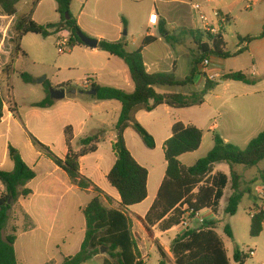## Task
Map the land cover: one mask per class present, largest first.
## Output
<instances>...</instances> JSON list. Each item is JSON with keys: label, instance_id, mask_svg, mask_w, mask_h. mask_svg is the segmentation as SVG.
Segmentation results:
<instances>
[{"label": "crops", "instance_id": "crops-1", "mask_svg": "<svg viewBox=\"0 0 264 264\" xmlns=\"http://www.w3.org/2000/svg\"><path fill=\"white\" fill-rule=\"evenodd\" d=\"M75 1L71 5V10ZM125 1L139 3L144 0H101L100 2H107V12L103 13L97 9L94 11V14L88 11L89 0H84L83 11L74 17L81 30L99 42L101 40H127L126 37L129 33L124 36L123 30L125 27L131 29L132 23H135V18L129 14H125L123 10ZM150 1L153 4L150 10L145 12L142 19L146 33H140V43L136 50L140 47L145 37L151 36L156 38L157 41L147 46L143 51L147 72L149 74L174 73L178 81H184L190 75L193 60L198 56V49L191 32L204 31L203 23L200 21L198 14L192 9V5L196 3H193L192 0ZM202 1L203 4L199 5L204 8L205 13L214 25H216V21L213 17V12H218L221 16L228 19V24L221 27L224 42L226 43V51L234 55L245 49V53L239 56H232L228 59L211 57V64L206 76L202 73V66H200L201 74L195 77L193 85L184 87L174 86L176 88L181 87L186 92H176L174 87L169 86H157L155 89L159 94L163 95L178 93L189 95L194 91L201 92L207 80L217 82L218 85L207 95L205 104L211 96L216 98L218 104L216 113L219 115L220 121L217 122L215 120L210 123L207 128L208 133H212L213 137L214 135H219L227 144H233L241 149H245L264 130V35L262 38H258L262 33L264 34V0ZM42 4L43 0L34 11V22L42 26L50 23H59L61 16L57 12L58 5H53L55 14L52 16V21L37 20L36 17ZM31 5V0H23L19 5L20 14L27 13ZM184 6H190L191 11L193 10L192 12L194 13L191 17L183 13L181 7ZM258 7L261 11L260 14L253 12L254 8ZM154 12L159 17V23L156 27H152L149 22L150 15ZM86 17L93 19L94 23L85 19ZM15 22L16 17L7 16L0 8V89L2 87L11 88L12 86V77L4 75L2 70L12 59L13 45L11 40L14 37L13 27ZM162 28L171 37L170 41L162 36ZM61 34L70 35L68 31H62L51 37L59 38ZM29 36H32V34L25 36L22 40V48L24 47L23 50L25 49L26 53H29L28 56L31 55V52L25 46V42ZM235 37H237V43L233 41ZM239 37H255L258 39L250 43H242L239 41ZM134 42H137V39H134ZM231 46L234 47V51L230 49ZM76 49L81 50L91 64L85 80L59 82L56 86L51 84L54 89L67 85L68 87H63L66 90V96L60 100H53L54 105L46 109L33 107L34 104L39 102L32 103L26 116L20 114L19 105L16 99H14V109H12L11 113H3V118L0 121V169L7 172L14 170L15 166L9 155V148L13 147L20 152L25 163L36 173V178L27 186L32 191V194L27 198H20L15 204L16 209L15 207L13 209L14 227L16 228L17 237L14 248L18 264H63L65 258L77 255L86 236V219L83 214V208L95 197L93 189L83 191L78 186L72 184L67 173L56 166L52 160L34 146L33 140L28 137L26 130L31 120H41L44 131L53 128L56 130L57 128L60 129L63 136L60 145L62 146L63 144V146L61 151L56 155L62 159L68 154V146L64 135L66 127L71 126L73 129L74 139L72 148L75 151L79 149L74 148V144H78L80 139L103 132L104 141L99 145L97 152L80 159V172L102 190L103 203L104 201L108 203L105 204L106 206L113 208L106 197H109L114 202L116 201L118 205L120 203L118 193L110 189L109 186L111 185L107 180V176L113 168L116 159L113 161L111 156L101 155L93 163L91 158L100 152L102 146H107L112 151V143L117 137L115 126L121 115L122 105L115 100L97 101L93 98L94 96H89L86 93L94 85L133 93L135 91V84L130 70L123 60L111 56L98 48L90 49L84 45L78 46ZM129 51L133 52L135 50ZM35 53L38 57H41L39 54L40 50H37ZM240 57L248 58L251 62L250 66L247 68L240 67L237 61H235ZM96 58L102 59L104 63L102 67H95L94 59ZM231 72H242L250 80H255L256 82L246 84L223 81L224 75ZM211 76H214V78L211 79ZM87 80L90 81L89 88L84 86ZM4 89L6 91V88ZM73 90H76V94L72 93ZM80 91H86V93ZM46 97L47 94L45 93ZM196 108L173 109L168 106H160L150 113L144 111L138 112L136 115L137 122L156 141L154 150L148 149L140 137L141 141H139L136 137L138 134L133 129L130 128L125 132L124 137L127 148L137 162L149 172L148 198L143 203L130 207L128 210L133 220V233L138 244L140 261L144 264L148 263L149 258L148 253H146L147 248L145 245H141L137 239L135 228L142 226L143 222L141 219H145L156 201L167 171L166 161L160 167L152 164V153L157 149L162 150L164 153L165 142L172 137V127L176 122H182L185 126L193 125L201 129L203 141L200 149L203 147L206 134L204 128L200 125L201 120L196 116L190 115ZM161 109L167 115L172 116L169 122H164V120L156 115L157 111ZM22 134H25L29 138L27 144H24L22 141ZM128 134H131L135 138L133 148L128 144ZM213 137L207 153L214 147ZM48 147L52 148L51 146ZM198 152L181 156L180 161L183 166H193L201 159L202 156H197ZM185 158L195 159L190 160L189 164H184ZM236 170L243 175L244 189H249L246 186L255 177L250 179L249 174L248 176L246 175L248 169L245 167L239 169L237 166ZM218 174L230 177L231 168L227 164H217L210 176L214 178ZM260 183L262 182L259 181L256 184H259L261 190L264 188V184ZM250 190L252 191L251 188ZM231 194L232 190L230 185H228L224 190V195L219 205L216 208L202 211L207 222L219 221V209L222 203H224L225 211ZM84 196H87V199H84ZM250 211L251 214L252 212H257L255 203H253ZM199 227V224L196 226L191 224V229H198ZM153 230H159V234L156 233L154 238L159 245L161 254L157 264L162 261V254H165L168 264H175L171 253V246L174 239L178 235L183 234V229L177 226L163 232L155 226L149 231L153 232ZM172 232H175V235L170 236ZM45 236L53 240H45ZM168 243H170L169 247ZM255 256L256 253L252 258ZM228 258L232 259L229 256Z\"/></svg>", "mask_w": 264, "mask_h": 264}, {"label": "trees", "instance_id": "trees-1", "mask_svg": "<svg viewBox=\"0 0 264 264\" xmlns=\"http://www.w3.org/2000/svg\"><path fill=\"white\" fill-rule=\"evenodd\" d=\"M23 0H0V8L9 17H16L13 27L14 37L11 40L13 54L11 61L4 66L2 73L11 77L15 59L22 55L28 57L22 48V40L29 34L40 35L48 38L62 31L70 33V45L72 47L84 46L79 32H83L78 22L71 14V5L74 0H55L61 16L59 23H50L42 26L34 22L33 14L42 0H31V8L25 14H20L19 5ZM67 16L69 19H67ZM161 34L170 41L171 37L162 28ZM198 56L192 62L190 75L184 81H178L174 73L147 72L143 51L155 43L156 38L148 36L142 41L140 47L130 52L126 40L109 41L101 40L98 49L115 56L125 62L130 70L135 91L127 93L123 90L92 86L91 90L97 92L93 98L97 101H118L122 105L121 115L115 126L116 140L112 143V152L116 162L107 176L109 184L114 188L119 197V208H110L103 203V192L80 172V159L97 152L99 145L104 141V133L80 139L79 150L72 148L74 133L71 126L64 130L68 154L60 158L46 145L32 137L34 146L53 163L67 173L72 184L86 191L93 189L95 197L83 208L86 219V236L80 252L64 259L63 264H85L93 260L101 248H107L109 259L103 264H144L140 261L138 244L133 233V220L128 210L130 207L143 203L148 198V170L140 165L127 148L125 132L133 129L143 141L144 145L151 150L156 147L154 137L136 120L138 112H153L160 106H168L173 109H186L199 107L205 104L206 97L218 85L217 82L207 80L201 92L194 91L189 95L159 94L157 86H189L193 85L196 76L200 75V66L211 57L228 59L245 53V49L234 55L226 51L223 33L211 34L205 31H192ZM263 33L258 37L262 38ZM258 38H240V42L250 43ZM26 83H32L34 78L28 73L21 74ZM91 80V79H90ZM223 81L242 82L253 84L242 72L227 73ZM48 89L52 88L49 81L45 83ZM68 87L67 85L59 88ZM86 93V91H80ZM54 105L47 97L33 105L35 108L46 109ZM3 118V99L0 95V121ZM203 141V132L196 126H185L182 122H176L172 127V137L164 145V156L167 163V171L164 182L159 190L156 201L151 207L145 219H141L145 228L157 226L165 232L177 227L181 223L184 207L201 212L216 208L223 198L225 188L230 185L232 194L227 201L225 214L235 216L245 195L251 193L244 189L243 175L236 170L237 166L247 169L259 165L264 160V130L253 139L245 149L236 145L227 144L219 136L214 135V147L209 153L199 159L193 166L185 167L180 157L197 152ZM10 159L14 163V170L7 172L0 169V264H18L14 245L16 243V228L6 234L10 212L20 198H27L32 191L27 188L28 184L36 178L35 171L23 160L20 152L9 148ZM227 164L231 168L230 177L218 174L211 178L215 165ZM262 181L264 184V171L259 177L254 178L250 184ZM109 203L112 199L106 197ZM256 214L251 220L250 236L258 238L264 231V209L255 202ZM217 223L206 222L200 229H188L182 235H178L171 246V253L175 264H246L248 253L235 251L233 258L227 256L226 247L222 239L216 233ZM228 238L233 239V231L230 225L224 228ZM159 264H168L165 254H162ZM139 260V261H138Z\"/></svg>", "mask_w": 264, "mask_h": 264}, {"label": "rangeland", "instance_id": "rangeland-1", "mask_svg": "<svg viewBox=\"0 0 264 264\" xmlns=\"http://www.w3.org/2000/svg\"><path fill=\"white\" fill-rule=\"evenodd\" d=\"M100 1L101 0H89V13L91 12L92 14H94V11L97 9L103 13L107 12V2L103 3ZM192 2L201 5L203 4L202 0H192ZM152 4L153 3L150 0H144L139 3L130 1L124 2L123 10L125 14H129L130 16H133V18H135V23H132L131 29L125 27L123 30L124 36H126L125 32L126 34L129 33V35H127L126 37L129 50H136L138 44L140 43V33H146L145 28L143 27L142 19L145 15V12L150 10ZM53 5H57L55 0H43L42 7L40 8L36 17L37 20L52 21V16L55 14ZM181 8L183 13L185 15H189L190 17L194 13L192 12L193 10L191 11L190 6H184ZM83 9L84 0H76L74 2L73 9H70V11L72 16L76 17L83 11ZM253 12L257 14L261 13L259 7L254 8ZM75 17L74 19H76ZM85 19H88L90 22L94 23V20L90 19V17H86ZM134 39H137V42H134ZM233 41L237 43V37H235ZM25 46L31 52V55L28 57H23L22 55H20L15 59L13 65L14 72L11 76L12 86L11 88L8 87V90L3 94L5 100L7 99L6 95L8 97L11 111L12 109H14V99H16L19 105L20 114L22 116L27 115L30 109V104L42 101L45 98V93L47 94V91H50V89H48V85L45 84L46 81H49L51 84L56 86V84L59 82L85 80V77H87L88 68L91 65L83 52L79 49H76V47L78 46L72 47L70 45L67 52L63 55H60L58 53V37L55 38L50 36L48 38H43L40 35L32 34V36H29L26 39ZM234 47L231 46L230 49L234 51ZM37 50H40L39 54L41 55V57H38L35 53ZM235 61H237L240 67L244 68H247L251 64L248 58L243 57L237 58V60ZM94 65L95 67L100 68L102 67V65H104V63L102 59L96 58L94 59ZM22 73L30 74L34 78V81L32 83H26L21 77ZM44 79H46L44 83H37V81H41ZM174 89L176 92H186V90L181 87H174ZM217 106L218 104L216 98L214 96H211L205 105L197 107L190 114L192 116L198 117L201 120L200 125L205 130L206 135L204 138L203 147L198 150L199 152L197 154V156H202V158L208 154L207 152L210 148L213 137L212 133H208L207 128L209 127V124L214 122L215 120L217 122L220 121L219 115L216 113ZM156 115L164 120V122H169L172 118V116L167 115L163 111V109L158 110ZM26 130L30 139L34 137L42 144L51 146V149L55 154L61 151L63 144L61 146L60 142L63 140V136L60 132V129L57 128L56 130L55 128H53L51 130L44 131L41 120L39 121L35 119L31 120L30 125L27 126ZM28 137L25 134L21 135V139L24 144H27L29 142ZM136 137L139 141H141L139 136ZM127 141L129 146L133 148L135 138L132 137L131 134H128ZM158 141H160V139H158ZM74 148L79 149L77 143L74 144ZM101 155L107 157L111 156L113 161H115V157L111 149L107 146H102L100 152L97 155L93 156L91 158V161L94 163V160L96 158H99ZM194 159L185 158L184 164H189L190 160ZM151 161L152 164L156 167L163 166L165 163L163 151L157 149L155 152H153ZM238 168L242 169L244 167L238 166ZM262 171H264V160L259 165L248 169L246 175L248 176L249 174L250 179L253 177L257 178ZM109 187L112 191L117 193L116 190H114L111 186ZM246 187L251 188L252 193H247L245 195L244 200L240 204L238 213L235 216L226 215L224 211V203H222V206L220 207L218 212L219 221L215 222L217 223L216 233L224 242L227 254L230 258H233L235 251L239 250L241 252L248 253L250 250H254L256 256L254 258H249L246 264H264V232L258 238H252L250 236V225L252 220L250 209L253 207V203L255 202H257L259 205H264V195L261 194L259 184L252 185L249 183ZM84 199H87V196H84ZM104 204L108 203L104 201ZM110 204L113 208H119V205L116 201H112ZM13 209L10 212V220L8 222L6 234L11 233L12 228L14 227L15 219L13 216ZM192 224L193 226H196L198 222L194 221ZM226 225L231 226L234 235L233 239L228 238V236L225 234L224 228ZM135 230L137 239L139 240L141 245H145L147 248L146 253H148L149 256L147 264H157V261L161 257V254L158 247L159 245L156 243L154 238L156 233L159 234V230H153V232H151L147 230L143 224L142 226H137ZM173 235H175V232H172L170 236ZM44 239H48L49 241L53 240L52 238H48L46 236L44 237ZM167 245L169 247L170 243H168ZM107 252V248H101L99 254L87 264H103L104 259L109 258Z\"/></svg>", "mask_w": 264, "mask_h": 264}, {"label": "built area", "instance_id": "built-area-1", "mask_svg": "<svg viewBox=\"0 0 264 264\" xmlns=\"http://www.w3.org/2000/svg\"><path fill=\"white\" fill-rule=\"evenodd\" d=\"M192 9L194 10L195 13L198 14L200 21L203 23L204 25V31L211 33V34H218L219 32H221V27H224L228 24V19L226 17L221 16L218 12H213V17L216 21V25H214L210 18L208 17V15L205 13L204 8L199 5V4H193L192 5ZM150 25H152V27H156L159 23V17L158 14L156 12L152 13L150 15V19H149ZM58 53L60 55H63L67 52L69 46H70V35L69 34H61L58 38ZM211 62L210 59L205 60V62L202 64V73L206 76L207 70L210 66ZM214 76H211V79H213ZM84 86L86 88L90 87V81L87 80L84 83ZM6 91L8 90V87H2L0 89V95L2 96L3 99V113H11L12 111L10 110V104H9V100L8 97L6 95V100L3 96L5 89ZM261 194L264 195V188H262L261 190ZM261 208L264 209V205H260ZM184 212L185 214L183 215L182 219H181V223H180V227L183 229L184 232H186L188 229H191V224L194 221H197L199 224V228H202L205 224H206V218L203 215V212H195L193 210H190L187 206L184 207ZM256 214V212H252V218L254 217V215ZM183 232V233H184ZM248 254L253 257L255 255V251L254 250H250L248 252Z\"/></svg>", "mask_w": 264, "mask_h": 264}, {"label": "water", "instance_id": "water-1", "mask_svg": "<svg viewBox=\"0 0 264 264\" xmlns=\"http://www.w3.org/2000/svg\"><path fill=\"white\" fill-rule=\"evenodd\" d=\"M67 19H69L68 16H67ZM125 35H127L126 32H125ZM78 37L80 38L82 43L90 49H97L99 47L100 42L97 39L87 36L84 32H79ZM45 81L46 79L37 81V83H44ZM72 93L76 94V90H73ZM86 94L89 96H96L97 92L95 90H90ZM65 96H66V90L64 88H61V89L51 88L50 89V98L52 100H60V99H63Z\"/></svg>", "mask_w": 264, "mask_h": 264}]
</instances>
